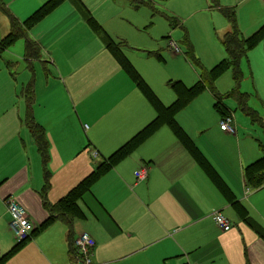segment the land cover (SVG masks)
Masks as SVG:
<instances>
[{"label":"crops","instance_id":"0c3cea01","mask_svg":"<svg viewBox=\"0 0 264 264\" xmlns=\"http://www.w3.org/2000/svg\"><path fill=\"white\" fill-rule=\"evenodd\" d=\"M0 1L10 15L22 22L25 14L45 0H31L30 5H27L30 0H25L24 6H19L18 0ZM86 5L82 0H64L28 28L25 38L35 44L31 55L25 53V38L0 47V258L15 244L6 210L8 198L17 200L26 209L37 229L0 264H74L72 240L81 232L93 238L97 264H264V240L245 217L238 216L233 206V202L241 204L250 220L264 226V182L249 194L251 189L244 175L245 166L264 156V141H259V150L254 156L249 154L241 159L243 192L237 194L226 172L218 169L222 178L175 115L178 126L212 170L207 167L206 171L200 166L170 127L162 124L143 141L146 151L142 147L140 161L147 168V176L140 181L134 179L131 187H138V194L130 193L131 202L126 207L117 209L104 204L93 193L96 192L92 189L94 182L78 200L83 218L72 220L69 227L57 217L46 227L38 228L48 216L56 214L50 210L51 205L156 116L134 80L106 48L105 35L119 44L123 57L150 87L133 56L125 49L126 42L115 38L117 32L109 31L102 18L95 16ZM217 8L221 10V6ZM229 24L230 28L221 35V43L223 35L232 30L233 25ZM10 29L11 21L0 9V40ZM237 33L239 38H247ZM246 53L238 61L240 70ZM233 68L227 66L211 81L213 90L204 89L218 101L221 111L213 104L218 116H230L232 120L233 133L220 130L229 134L230 139L239 140V127L229 107L232 102L224 98L233 97L237 107L247 115L236 93L245 94V105L255 112L263 133L264 121L249 106V93L240 90L242 71L241 80L234 84ZM229 70L233 85L221 78ZM203 71L207 70L201 68L199 76ZM151 90L167 106L165 103L171 96L159 93L162 101ZM251 121L254 120L251 118ZM34 124L43 132L45 160L33 135ZM186 151L193 159L192 165L196 167V163L203 174L195 176L190 166L191 176H187V165L182 163ZM94 152L96 156L92 155ZM117 164L108 171H114L116 178ZM46 172L48 188L44 186ZM123 188L130 189V186L124 184ZM253 199L257 201L255 205H251ZM206 208L210 211L207 215L202 213ZM222 210L236 218L235 221L232 216L233 221L228 218L229 230L222 231L215 226L221 233L212 236L203 232L195 233L193 238L186 237L187 226L205 217L213 220V212ZM234 222L238 225L236 229H233ZM97 224L101 227L98 231ZM225 232H232L228 238L235 242L230 253L222 239Z\"/></svg>","mask_w":264,"mask_h":264},{"label":"rangeland","instance_id":"374dc122","mask_svg":"<svg viewBox=\"0 0 264 264\" xmlns=\"http://www.w3.org/2000/svg\"><path fill=\"white\" fill-rule=\"evenodd\" d=\"M25 2V0H18L17 4L24 6ZM82 2L85 5L87 3L95 16L102 18L109 31L117 32L114 35L115 38L126 42L125 49L133 56L143 73L136 69L155 93L171 96V100L165 103L167 105L176 97L171 86L166 83L167 80H181L185 85L191 86L199 79L201 68L208 71L221 59L228 57L220 38L223 32L230 28V22L220 8H217L218 6L228 7L233 11L235 28L240 36L248 37L264 23V0H217V2L212 0H85L86 3L82 0ZM31 3L30 0L27 5ZM34 9L24 17H28L37 8ZM223 26L224 28L221 29ZM174 48L178 49L177 54L174 53ZM245 51H247L246 58L241 60L243 79L239 87L241 91L249 93V106L256 109L259 114L257 116L263 117L261 119L264 121V36L253 47L249 49L245 47ZM191 54L198 64L192 61ZM221 78L233 85L230 70ZM214 100L209 91L203 89L186 105L179 108L175 118L214 169L218 173V169L225 171L229 181L234 183L236 193H242L241 159L246 155L254 156L257 153L259 141H264L261 138L264 135L263 128L256 120L251 121V118L237 107L233 97L228 96L224 100L232 102V106L229 107L240 132L237 136L239 140L230 139L229 134L222 132L219 128L221 117L213 108ZM142 147L145 149L143 151H146V142H142L117 164L119 178L115 177L114 171H107L95 181L92 189L96 192L93 193L104 204L108 203L111 207L122 209L131 202L130 193L135 191L138 194L139 188H132L131 185L135 179L134 171L144 166L140 161ZM190 160L193 159L186 151L182 163L187 165V170L193 166L192 172L198 176L203 170L196 163L194 167ZM190 173L191 171L188 170L187 176H191ZM102 177L103 179H100ZM124 184H129L130 189H124ZM247 184L251 189L249 194L257 190L252 184ZM256 203L254 199L251 201V205ZM258 206L259 203L256 205L257 210ZM209 212L206 208L202 213L207 215ZM221 213L227 218L232 216L234 221L236 220L233 214L224 210ZM195 224L187 226L186 237L193 238L195 233L203 232L214 236L216 232H220L216 229L211 217L198 220ZM259 225L264 229L263 225L260 223ZM237 227L235 223L233 229ZM95 229L100 230V224H97ZM230 234L232 232H225L222 237L229 253L235 243L228 238ZM93 263H99L95 261L94 256Z\"/></svg>","mask_w":264,"mask_h":264},{"label":"trees","instance_id":"16d2710c","mask_svg":"<svg viewBox=\"0 0 264 264\" xmlns=\"http://www.w3.org/2000/svg\"><path fill=\"white\" fill-rule=\"evenodd\" d=\"M64 0H45L35 11H33L27 18H25L22 22H18L16 18L9 14L8 10L4 9V4L0 1V9L4 11L10 21H11V29L10 31L0 40V47H7L14 43L18 38H25V31L30 28L34 23L42 19L47 13H49L53 8L58 6ZM162 1V0H158ZM217 1V0H213ZM221 11L224 13L226 18L230 23H232V30L230 32H226L223 35L222 44L227 52L228 57L219 61L215 66H213L208 71H203L199 79L192 84L191 86H185L181 80H168L167 84L171 86L173 92L176 97L173 102L169 105H164L158 99V97L153 93L151 88L141 79V77L135 72L134 68L131 64L123 57L122 52L119 49V44L114 42L110 37L105 35V46L106 48L112 52L115 58L118 60L120 65L127 71L130 77L134 80L137 87L144 94L147 101L154 108L156 112V116L148 122L142 129L136 132L133 136H131L128 140L122 143L117 149H115L109 156L102 159L101 162L98 163L96 168L89 173L84 179H82L75 187L69 190L63 197H61L55 204L51 205L50 210H54L56 212L55 215L53 213L48 216L43 222L38 226L39 229H42L50 224V222L60 217L69 227H71V222L74 219L83 218V212L81 211L78 200L81 198L82 194L87 191L92 183H94L101 175L109 171L113 166L127 157L132 151H134L149 135H151L159 126L165 124L170 127V129L174 132L178 140H180L183 145L186 147L188 152L192 155V157L198 162L200 166H202L206 171L210 166L205 159L202 157L198 149L195 147L193 142L187 137V135L182 131V129L178 126L174 119V115L179 110L180 107L186 105L188 101L205 87H209L213 90L211 81L220 75L227 66H232L234 73V84L237 85L241 80L242 72L238 68V61L245 54V47L250 48L254 44L258 42L260 38L264 36V24L259 27V29L249 35L246 39L239 38V34L235 29V22L233 17V11L228 7H221ZM93 25L96 24L94 21ZM35 44L29 39L25 38V53L26 55H31L35 48ZM239 104L241 108L245 111V113L250 116L254 121L256 120L255 115L245 105V94L236 93ZM214 108L217 111H221V107L216 100L214 102ZM255 113V112H254ZM226 116V115H224ZM222 116L221 118H223ZM33 135L38 146V149L42 152L44 160L46 159V145L44 141L43 132L38 124H34L32 126ZM264 150V147H263ZM208 167V168H207ZM212 170V169H210ZM245 179L248 183L257 187L260 186L264 182V156L255 162H252L245 166L244 169ZM45 188L49 187V174L46 172L45 174ZM213 178V176H212ZM214 179V178H213ZM234 209L239 217H245L248 224L254 229L257 235L264 240V229L261 228L258 224L250 220L249 216L246 215V211L244 207L237 203L233 202ZM37 229H33L30 236L18 243H15L14 246L10 249L8 253H6L2 258H0V262L6 259L8 256L12 255L17 248L27 239H29L32 234ZM71 244V243H70ZM247 264V262H246Z\"/></svg>","mask_w":264,"mask_h":264},{"label":"built area","instance_id":"2783aa9c","mask_svg":"<svg viewBox=\"0 0 264 264\" xmlns=\"http://www.w3.org/2000/svg\"><path fill=\"white\" fill-rule=\"evenodd\" d=\"M174 53H178V49L174 48ZM84 127H87L86 125ZM219 127L221 130L233 133L234 127L230 116H225L220 119ZM95 155V152L92 155ZM135 180H143L147 175V168L142 166L134 171ZM6 210L9 215V228L12 232L15 243H18L28 238L34 229L33 222L29 219L26 209L15 199L8 198L6 204ZM213 221L216 227L222 231L230 229L231 222L228 218L220 213V211L213 212ZM72 244L75 250V262L74 264H94L93 263V248L94 240L86 232L79 233L72 240ZM107 264V263H101ZM190 264V263H186Z\"/></svg>","mask_w":264,"mask_h":264},{"label":"bare ground","instance_id":"6f19581e","mask_svg":"<svg viewBox=\"0 0 264 264\" xmlns=\"http://www.w3.org/2000/svg\"><path fill=\"white\" fill-rule=\"evenodd\" d=\"M221 213V212H220Z\"/></svg>","mask_w":264,"mask_h":264}]
</instances>
